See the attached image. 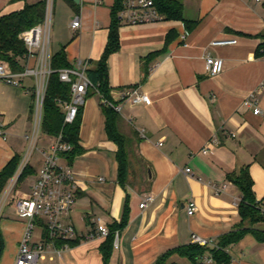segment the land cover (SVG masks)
I'll return each instance as SVG.
<instances>
[{
	"label": "crops",
	"instance_id": "0c3cea01",
	"mask_svg": "<svg viewBox=\"0 0 264 264\" xmlns=\"http://www.w3.org/2000/svg\"><path fill=\"white\" fill-rule=\"evenodd\" d=\"M40 1L0 0V16ZM178 1L183 18L195 22L186 33V46L180 40L185 33L180 21L138 26L120 22L119 49L107 59L109 95L120 108L118 130L128 140L126 189L117 181V147L106 134L100 94L88 88L80 112L82 152L70 166L60 159L76 186L74 206L62 221L84 239L59 257L47 248L37 264H103L100 246L105 239L85 238L94 231L96 219L107 228L121 222L127 195V222L117 232V247L113 245L107 264H156L165 253L192 244V235L216 245L224 235L241 230L242 238L225 249L227 264H264V242L254 234L264 232V222L240 227L241 195L227 178L246 168L254 201L264 207V1ZM114 4L115 0H56L52 54L63 49L70 67L81 61L93 69L107 43ZM75 16L80 28L73 31ZM170 31L176 36L165 47ZM220 39L236 43L211 46ZM208 55L223 61L219 74L205 72ZM19 64L21 71L26 61ZM20 80V87L0 82V171L14 156L21 162L27 142L30 145L26 136L34 123V83L31 77ZM126 90L146 95L149 103L122 100ZM252 94L258 115L244 104ZM43 136L38 148L39 141L34 144L37 155L30 158L28 176L37 178L43 166L42 152L51 139ZM205 147L208 153L202 154ZM187 168L189 173L184 172ZM29 190L16 188L0 208V264H14L25 221L17 216L13 201ZM148 197L152 201L140 208ZM190 200L196 205L192 216L186 213ZM43 235L36 227L32 241ZM207 257L192 261L174 253L167 264H207Z\"/></svg>",
	"mask_w": 264,
	"mask_h": 264
},
{
	"label": "built area",
	"instance_id": "2783aa9c",
	"mask_svg": "<svg viewBox=\"0 0 264 264\" xmlns=\"http://www.w3.org/2000/svg\"><path fill=\"white\" fill-rule=\"evenodd\" d=\"M95 1L99 3L101 0ZM255 1L261 3L264 0ZM51 7L52 0H46L43 21L22 32L19 36L26 48L24 59L26 64L22 70L18 72L11 71L6 63L0 61V82L20 87L21 78L31 77L33 79L34 123L31 135L29 137L26 136L32 145H34L37 134L40 132L42 103L48 80L52 73L56 72L59 81L68 84L70 87V99L68 101H58L64 113V124H71L75 121L79 108L83 107L85 103L88 88L96 90V87L86 75L88 62L79 61L75 67H67L57 71L51 68L52 53L49 47ZM118 16L120 22L128 26L146 25L165 20L164 16L156 10L153 0H121V9L118 12ZM70 27L73 31L80 28L78 16L73 18ZM186 33L185 30V33L180 37L184 46H186ZM235 43L234 39H220L212 41L211 46H225ZM29 60H33L34 64L29 65L27 63ZM204 65L205 72L210 76L219 74L223 69V61L220 58L209 55L205 57ZM261 87L264 88V83L261 84ZM121 99L131 105L149 103L146 95L139 94L136 90H126ZM102 103L112 107L117 113L120 112V108L116 105L105 100H102ZM244 104L252 110L254 115L260 113L254 94L250 95L244 101ZM50 138L48 150L42 152L43 166L39 170L35 182L30 186L29 193L17 197L13 201L17 216L25 221V231L19 242L14 264H37L47 248L59 257L62 251L70 247L67 242L78 238L73 226L62 221V218L70 213L75 203V183L70 172L60 165L61 154L70 151L71 146L64 141L61 134ZM201 153L207 154L208 149L206 147L203 148ZM27 162L28 157L24 158L17 167L5 191L0 208L12 188L16 186L18 177L25 166L28 165ZM184 172L189 173L190 169L187 168ZM151 201L152 198L148 197L141 202L139 207L144 208ZM257 208L262 219H264V207L257 206ZM195 211L196 205L190 200L187 203L186 213L188 216H192ZM38 226L43 233H46L48 241H44L43 237L38 242L32 241L33 232ZM108 234V228L101 223L100 219H96L94 231L88 234L85 240H91L95 237L105 239ZM117 237L118 234L115 232L113 241L115 247H117ZM56 241H61L63 244L57 247ZM191 243L204 247H216L210 241L196 235L191 236ZM205 262L213 264L212 257H207Z\"/></svg>",
	"mask_w": 264,
	"mask_h": 264
},
{
	"label": "trees",
	"instance_id": "16d2710c",
	"mask_svg": "<svg viewBox=\"0 0 264 264\" xmlns=\"http://www.w3.org/2000/svg\"><path fill=\"white\" fill-rule=\"evenodd\" d=\"M23 1V0H10ZM156 10L164 16L168 21H180L184 24L186 32L191 31L195 26V22L186 21L183 18L182 4L178 0H153ZM46 0L37 2L35 4H24L19 11L0 16V61L6 63L13 71L21 69L20 61L25 59L26 48L19 38L20 34L41 23L45 15ZM121 9V0H115V4L111 9V23L108 31L107 43L103 53L93 69H88L86 75L91 83L96 87L101 100L115 105L109 95L108 87V71L107 59L109 56L119 49L118 28L120 19L118 12ZM174 31H170L166 36L165 47L175 38ZM70 67L67 63L63 49L52 54L51 68L55 71ZM33 105H34V95ZM70 99V87L68 84L59 81L58 74L52 73L48 80L47 89L42 103L40 133L47 137H55L61 134L68 144L71 146L70 151L61 154V158L65 160L67 166H70L76 156H78L82 149L78 145V135L80 126V112L79 108L77 117L71 124H64V113L58 104L59 100L68 101ZM105 116V130L110 141L116 147L115 159L117 162V181L119 185L126 189L127 179L130 169L129 150L127 147L128 140L118 130L119 116L117 112L110 106L101 102L100 105ZM20 159L14 156L5 167L0 171V196L5 189L8 181L13 177ZM145 164V163H144ZM30 174V168L25 166L22 173L18 177L17 184L22 182ZM228 180L233 183L241 195V201L238 204V211L241 218L240 227H244L247 223L248 227H252L257 223L264 222L262 219L257 204L254 201L252 192V179L246 168L242 169L238 175L230 173L227 175ZM126 196L125 205L121 222L108 227L109 234L105 238V242L100 246V252L103 259V264H107L111 250L113 247L114 234L118 232L122 226L127 222L128 217V200ZM245 230L229 233L221 237L216 247L199 246L197 244H190L173 251H169L161 256L156 264H167L168 258L177 253L179 256L186 257L189 260L197 261L202 259L205 255L211 256L213 264H227L229 258L225 249L234 243H237L244 235ZM259 242H264V232H254ZM44 241L47 240L46 233L43 235ZM82 239L67 242L72 247L79 243ZM63 244L61 241H56V246ZM3 252V240L0 234V257Z\"/></svg>",
	"mask_w": 264,
	"mask_h": 264
},
{
	"label": "rangeland",
	"instance_id": "374dc122",
	"mask_svg": "<svg viewBox=\"0 0 264 264\" xmlns=\"http://www.w3.org/2000/svg\"><path fill=\"white\" fill-rule=\"evenodd\" d=\"M55 6H56V0H52L51 15H50V25H49V42H50L49 47H50L51 53L54 50V43H55V30H56V28H55V21H56L55 15L57 14V9H56ZM55 10H56V12H55ZM43 138H44L43 134L39 132L37 134L36 141L34 143V144H36V142L39 141L38 145H36L37 148L41 145L40 139H43ZM32 154H33V156L37 155V151H36L35 145H32V144L29 145V143L27 142L26 153H25V155L22 156L21 161L24 158L28 157V162H27V164H28L29 161L30 162L32 161V160H30ZM35 180H36L35 175H31V176L26 177L24 180H22V182H20L18 186L16 184V186L12 188V190L10 191L8 196L6 197L3 205L8 201V199L11 197V195H13V193H14L16 188L21 187V185H22L23 189L27 191V190H29L30 186L35 182ZM10 181H11V179L8 181V184L5 187V190H3L2 195L0 196V205L3 202V197L5 196V191H6L7 187H8V185H9ZM3 205H2V207H3Z\"/></svg>",
	"mask_w": 264,
	"mask_h": 264
},
{
	"label": "water",
	"instance_id": "95a60500",
	"mask_svg": "<svg viewBox=\"0 0 264 264\" xmlns=\"http://www.w3.org/2000/svg\"><path fill=\"white\" fill-rule=\"evenodd\" d=\"M73 1H76V0H73ZM64 141L67 142V140L65 138H64ZM147 176H148V178H150V171H149V169H147Z\"/></svg>",
	"mask_w": 264,
	"mask_h": 264
}]
</instances>
